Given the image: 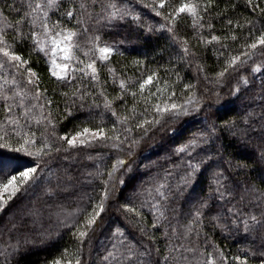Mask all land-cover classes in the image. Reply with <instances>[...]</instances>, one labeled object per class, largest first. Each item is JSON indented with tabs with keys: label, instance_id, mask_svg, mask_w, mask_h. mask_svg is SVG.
Instances as JSON below:
<instances>
[{
	"label": "trees",
	"instance_id": "obj_1",
	"mask_svg": "<svg viewBox=\"0 0 264 264\" xmlns=\"http://www.w3.org/2000/svg\"><path fill=\"white\" fill-rule=\"evenodd\" d=\"M160 3L0 0V264H264V0Z\"/></svg>",
	"mask_w": 264,
	"mask_h": 264
},
{
	"label": "snow or ice",
	"instance_id": "obj_2",
	"mask_svg": "<svg viewBox=\"0 0 264 264\" xmlns=\"http://www.w3.org/2000/svg\"><path fill=\"white\" fill-rule=\"evenodd\" d=\"M56 3V0H49V6H53L54 4ZM160 7H164V3H163V0H161V3L159 5ZM40 5L37 4L36 5V8H39ZM114 7V6H113ZM189 12L191 13L192 15H195L196 12H195V5H192V4H183L181 5L178 9H177V12L178 13H183V12ZM119 12V10L117 9L115 12L112 13V15H116L117 13ZM159 14V13H157ZM70 15V13H69ZM58 37L61 36L62 34L61 33H57L56 34ZM73 34L72 33H68L64 38L65 39H71V36ZM217 39L216 37H213V40ZM0 43H3V40L0 39ZM53 43H57L56 40L53 41ZM257 44L259 45H264V36H262L256 43H253L250 45V47L252 49H255L257 47ZM99 53L101 54L100 55V59L101 60H105L107 59L108 57V54H110L111 52V49L108 48V47H103V48H99L98 49ZM0 53H3V55L5 57H8L9 60H16V61H20L21 58L19 56H15V55H12L10 54V52L7 50V48H0ZM67 58V57H66ZM239 57H234L231 61V63H235L236 60H238ZM0 67H3L2 64H0ZM86 67L88 68H91L92 69V72H93V78L95 79V71L96 69L93 67V64H88L86 65ZM53 75H57L56 72H53ZM221 75H223V73H221ZM58 79H63V77H60L58 76L57 77ZM31 83V81H29ZM151 82V77L148 78V80H146L143 84L140 85L141 89L143 90L145 84H148ZM121 87H123V84L121 85ZM156 107V110L158 112H173L174 110L177 109V105L175 104H172L171 107H164L163 109H161L159 107V105L155 106ZM179 114H183V113H179ZM85 133H87L89 131V129L85 128L83 130ZM101 133H102V130H101ZM77 136L81 135V133H77L76 134ZM95 136V133L93 134ZM101 138H103V136H101ZM110 138V137H108ZM0 139H3L2 137H0ZM68 144L72 147H75L76 146V137H73L72 139H69L68 141ZM92 141L91 140H88V141H85V140H80L79 143L80 144H85V143H91ZM32 141L30 138H24V141L23 143L21 144V146L17 149H15V151L17 152H26L27 149L25 148V145H28V144H31ZM4 147H7V144L5 143H0V148H4ZM179 151H184L183 148L179 149ZM31 154V153H29ZM36 155H39V153L37 152ZM193 171L196 170V168L198 166L196 165H193ZM3 166L0 165V173H3ZM37 172V169L35 167H32V168H27L26 170H23V171H20L18 173V175H11V174H0V208H2L5 204H7V202L9 200H11L14 196H16V194L18 192H20L22 189H25L27 187H31V185L35 182L36 180V176H35V173ZM5 193H8L7 195V199H5L4 197V194ZM96 215H99V213H95V215H92L88 220H87V225L90 227L92 225V223H94L95 221V216ZM87 233L86 232H80V236L83 237L85 236ZM52 264H61V261L60 260H55L52 262Z\"/></svg>",
	"mask_w": 264,
	"mask_h": 264
},
{
	"label": "rangeland",
	"instance_id": "obj_3",
	"mask_svg": "<svg viewBox=\"0 0 264 264\" xmlns=\"http://www.w3.org/2000/svg\"><path fill=\"white\" fill-rule=\"evenodd\" d=\"M58 50H60V49H62V47L61 46H59L58 45ZM58 58H61V59H65L66 58V55H65V53L63 52V53H60L59 55H58ZM55 66H56V69H61L60 68V66L58 65V63H57V58L55 59ZM77 138H80L79 136L77 137ZM134 193V190H132L131 192H130V194H133ZM46 195L47 194V191H43V192H40V193H38V194H35V196H41V195ZM29 195H31V192L29 193ZM102 244H103V242H101L98 246H99V248L102 246ZM98 249V248H97ZM96 249V250H97Z\"/></svg>",
	"mask_w": 264,
	"mask_h": 264
}]
</instances>
